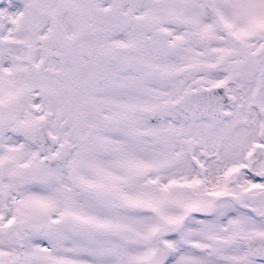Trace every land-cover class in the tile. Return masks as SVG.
<instances>
[{
	"label": "snow or ice",
	"instance_id": "6c2138e0",
	"mask_svg": "<svg viewBox=\"0 0 264 264\" xmlns=\"http://www.w3.org/2000/svg\"><path fill=\"white\" fill-rule=\"evenodd\" d=\"M0 264H264V0H0Z\"/></svg>",
	"mask_w": 264,
	"mask_h": 264
}]
</instances>
